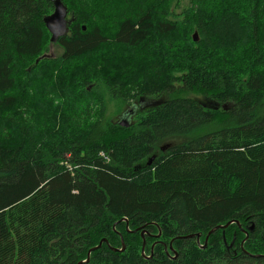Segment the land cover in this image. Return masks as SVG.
Listing matches in <instances>:
<instances>
[{"label": "trees", "instance_id": "1", "mask_svg": "<svg viewBox=\"0 0 264 264\" xmlns=\"http://www.w3.org/2000/svg\"><path fill=\"white\" fill-rule=\"evenodd\" d=\"M79 263L264 264V0H0V264Z\"/></svg>", "mask_w": 264, "mask_h": 264}, {"label": "rangeland", "instance_id": "2", "mask_svg": "<svg viewBox=\"0 0 264 264\" xmlns=\"http://www.w3.org/2000/svg\"><path fill=\"white\" fill-rule=\"evenodd\" d=\"M188 1L189 0H182V6H187ZM194 40H196V39L194 38ZM59 53H60V49L57 46L51 45V43L48 45V52H47L48 56H55V55H58ZM191 97L193 99L199 101L204 106L212 107L215 105L209 99L199 97V96H191ZM166 98H167L166 95H163V96L158 97V98L143 97L140 100L133 101L131 105L125 106V107H120L119 105H117L114 102H108L107 116L114 123H119L122 120H127L128 122L132 123V119H133V116H134L136 111L148 109V108H150V107H152V106H154V105H156L162 101H165ZM118 109H119V111H118ZM132 111H133V113H131ZM126 113L128 115H127V117H124ZM178 142H179L178 140L167 141L161 145V149H163V150L167 149L168 147L173 146Z\"/></svg>", "mask_w": 264, "mask_h": 264}, {"label": "water", "instance_id": "3", "mask_svg": "<svg viewBox=\"0 0 264 264\" xmlns=\"http://www.w3.org/2000/svg\"><path fill=\"white\" fill-rule=\"evenodd\" d=\"M44 23H45L47 30L51 34V38H50L51 44L56 43L57 39L59 37L65 35L67 32L68 19H67V10H66L65 6L61 2L55 1L54 11L51 15L44 18ZM43 57H45V56H43ZM127 115L128 114L126 113L124 117H127ZM118 124H119V126H122V127H128L130 125V123L127 120H122ZM230 224H232V222L227 223L223 227H217L215 229L226 228ZM215 229H212L209 232V234H211ZM136 231H138V229L135 230L134 232H136ZM143 235H144V230L141 232L142 239L144 238ZM191 237H193V236L191 235V236H188L187 238H191ZM196 238L198 241V235ZM206 240H207V237H206ZM101 244H102V241L97 245V247L92 248L90 250V252L96 250L97 248H100ZM121 250H124V247ZM90 252H88V257H89ZM87 261H88V258L85 262H87ZM79 264H81V263H79Z\"/></svg>", "mask_w": 264, "mask_h": 264}, {"label": "flooded vegetation", "instance_id": "4", "mask_svg": "<svg viewBox=\"0 0 264 264\" xmlns=\"http://www.w3.org/2000/svg\"><path fill=\"white\" fill-rule=\"evenodd\" d=\"M131 113H133V111Z\"/></svg>", "mask_w": 264, "mask_h": 264}]
</instances>
